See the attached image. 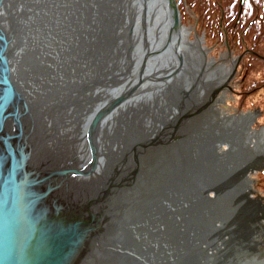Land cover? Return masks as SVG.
I'll return each instance as SVG.
<instances>
[{
    "label": "water",
    "instance_id": "1",
    "mask_svg": "<svg viewBox=\"0 0 264 264\" xmlns=\"http://www.w3.org/2000/svg\"><path fill=\"white\" fill-rule=\"evenodd\" d=\"M0 9V264H264L252 32L187 0Z\"/></svg>",
    "mask_w": 264,
    "mask_h": 264
},
{
    "label": "trees",
    "instance_id": "2",
    "mask_svg": "<svg viewBox=\"0 0 264 264\" xmlns=\"http://www.w3.org/2000/svg\"><path fill=\"white\" fill-rule=\"evenodd\" d=\"M187 0L188 5L200 20V25L208 29L210 33L225 38L238 36L244 42L249 33L252 32V58L263 60L260 50L256 44L260 46L264 42V0ZM251 12L252 15H248ZM249 32V33H248ZM234 42V40H233ZM245 43V42H244ZM243 47H247L243 45ZM251 54L248 49L243 52ZM257 55H255V53ZM246 56V55H245ZM264 61V60H263ZM256 66L252 64V73H255ZM253 79V78H252ZM261 88H264V82L259 86L254 83L252 85V94L254 95Z\"/></svg>",
    "mask_w": 264,
    "mask_h": 264
},
{
    "label": "rangeland",
    "instance_id": "3",
    "mask_svg": "<svg viewBox=\"0 0 264 264\" xmlns=\"http://www.w3.org/2000/svg\"><path fill=\"white\" fill-rule=\"evenodd\" d=\"M263 60L257 59V86L264 82ZM254 111H264V88H261L259 92L257 91V99H252V112Z\"/></svg>",
    "mask_w": 264,
    "mask_h": 264
},
{
    "label": "flooded vegetation",
    "instance_id": "4",
    "mask_svg": "<svg viewBox=\"0 0 264 264\" xmlns=\"http://www.w3.org/2000/svg\"><path fill=\"white\" fill-rule=\"evenodd\" d=\"M5 5H6V4H5ZM5 5H4V6H5ZM2 8H3V7H2ZM2 8H1V9H2ZM1 9H0V11H1ZM3 19H4V20H1V21H0V29L3 28V26H2V23H3V22H8V23L10 24V26L13 25V23H11V20H10V18L8 17L7 14L3 17ZM6 19H7V20H6ZM28 39H29V38H28ZM28 39H27V40H28ZM12 43H13V42H11V44H12ZM26 43H27V41H26ZM10 48H11V47H10ZM13 61H14V60H13L12 58L9 59V64L11 65L12 78L16 81V74H15V72H14V66H15L14 64H15V63H13ZM25 61H26V58H24V62H25Z\"/></svg>",
    "mask_w": 264,
    "mask_h": 264
}]
</instances>
